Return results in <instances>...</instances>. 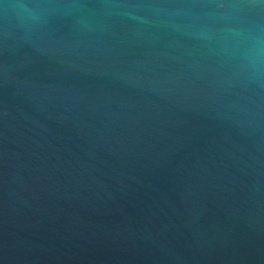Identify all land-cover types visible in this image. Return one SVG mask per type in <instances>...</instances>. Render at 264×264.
<instances>
[{"label": "water", "instance_id": "1", "mask_svg": "<svg viewBox=\"0 0 264 264\" xmlns=\"http://www.w3.org/2000/svg\"><path fill=\"white\" fill-rule=\"evenodd\" d=\"M0 264H264V0H0Z\"/></svg>", "mask_w": 264, "mask_h": 264}]
</instances>
